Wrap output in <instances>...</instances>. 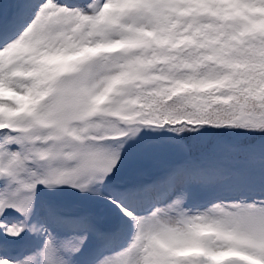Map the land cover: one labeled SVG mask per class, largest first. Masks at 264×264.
Segmentation results:
<instances>
[{"label":"snow or ice","instance_id":"1","mask_svg":"<svg viewBox=\"0 0 264 264\" xmlns=\"http://www.w3.org/2000/svg\"><path fill=\"white\" fill-rule=\"evenodd\" d=\"M0 264H264V0H0Z\"/></svg>","mask_w":264,"mask_h":264}]
</instances>
